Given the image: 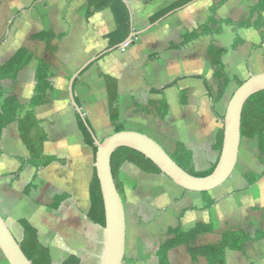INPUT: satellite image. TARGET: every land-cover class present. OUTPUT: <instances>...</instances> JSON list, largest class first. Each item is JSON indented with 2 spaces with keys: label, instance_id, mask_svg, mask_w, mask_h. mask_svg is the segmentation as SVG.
<instances>
[{
  "label": "rangeland",
  "instance_id": "1",
  "mask_svg": "<svg viewBox=\"0 0 264 264\" xmlns=\"http://www.w3.org/2000/svg\"><path fill=\"white\" fill-rule=\"evenodd\" d=\"M78 1L82 2L81 0ZM211 1L202 0L201 5H205V2L208 4ZM45 2L34 0L26 3L28 6L23 2L18 7H15L14 10H20L22 6L25 8L34 7L35 9H31L32 13L30 15V21L34 23L33 21H38L39 14L44 11L43 4ZM7 4L8 2L3 0L0 2L1 7H6ZM85 6L86 3H81L79 11L76 14L74 13L76 16H73V18H84ZM194 9L195 7L190 10L194 11ZM203 12L196 13L188 27L178 26L168 32H160L158 31L159 28H163V26L166 28L165 25H162L164 23L162 21L157 25L158 28L156 27L155 29L153 27L138 37L137 41H146L147 38L154 41L155 37L159 38L157 41L158 47L155 49L147 47L137 51L135 55H129L125 51L133 50V42L121 48V61L118 64L116 63L113 69L117 70V73L121 75L120 85L118 81L121 92V117L119 122L124 125L125 129L145 131L154 137H158L156 130L161 126L160 124L165 122V118L156 115V109L151 107L150 101L156 99L157 96L151 95L149 92V87L161 85L165 82L161 78L158 79L157 76H171L168 78L169 81L174 76L202 74L211 81L215 90L218 89L221 81H218L215 77V68L211 65L207 51L209 44L214 43L229 50L224 56V62L226 65L225 71L231 78V82L227 87L226 94L228 93V97H226V106L224 108L227 107L233 93L238 88L239 81L248 79L252 74L264 72V52L261 50L263 47L260 49L255 48L261 40V32L253 28H241L236 31L233 25H223L224 32L220 35H208L201 41L198 40L197 42L195 40L196 43L193 41L190 45L180 47L179 50H166V47L170 45V41L175 45H181L184 32L192 31L200 25H204L205 21L202 20L206 19V17L204 18L205 14ZM250 14V9L240 11L232 8L220 14V17L239 21L248 18ZM22 16L23 14L21 15V13L20 15H15L13 18L14 26H12L13 23L11 22L10 25L12 27L9 31L0 32V41L2 40L0 43V56H3L0 59V65L20 47H26L34 53L35 58L31 64L20 73V76H28L24 81L25 88L28 91L21 98L18 97L23 103H29L28 99L31 95L33 76L35 75L36 64L39 59H45L51 64V76L54 86V90L48 95L50 103L36 108L35 119L30 118L27 121L29 142L32 144L37 133L45 132L48 134V142L46 141L45 144L48 143V146L52 147L51 151L64 153L68 152L66 147L80 144L86 147L90 156H93L91 147L86 146L83 140L84 137L78 128V116L69 96L70 80L83 63L79 61L80 54L77 44H73L72 40L68 39L69 37L61 40L54 39L49 43L33 39L32 34L36 33L37 30L33 25L31 27L27 24L23 25ZM26 16L24 20H28ZM10 19L11 17L6 22L8 23ZM41 20L44 24L48 19L46 16H42ZM138 27L144 28L146 25H138ZM44 29L49 30L53 29V27L51 23H45ZM152 32H154V36L148 37ZM236 34H239L244 39V44L240 45L236 51H233L231 45ZM103 50H100V48L94 49L86 57L89 59ZM155 50L161 53V59L158 61H152L148 58V54ZM104 63L105 57L93 63L91 67L79 76L75 85L83 112L101 140L115 133V125L109 118L106 80L99 75V73L107 74L104 71L107 69L102 67ZM15 83L8 85V92L11 95L15 92V87H12ZM132 97L142 107L149 106L150 112H145L142 108L136 107ZM177 97L179 99V94ZM26 109L29 108L26 107ZM26 109L21 110L19 115L23 116ZM222 112L225 115L226 111ZM166 147L170 150L173 149V146L170 145H166ZM216 156V152L214 154L209 152L202 153L198 162V170L209 168L216 161ZM263 170L264 162L261 160L256 138L252 136L251 130L248 129L242 140L239 161L233 175L222 186L209 191L208 196L204 195L205 198L211 197L215 199L216 203H219L222 212H224L223 214H226L221 219L217 215L220 212L218 209L213 211V213H211V209L206 211V217H214L215 228L219 233L226 231L232 226H241L253 231L257 228L264 229V178L251 187H248L244 178L246 173L252 171L260 173ZM120 179L126 195L128 250H131V244L137 238H142L145 245V253L142 255L149 251L148 244L152 238L167 239L171 237L167 229L169 226H176L179 220L182 221L181 214L187 209L185 203H195L197 201L196 199L187 200V197L183 195L186 194V191L191 194L203 195V192L185 191L166 175L147 173L130 162H126L122 167ZM60 221L55 219V223L50 222L45 225V232L42 234L44 238L46 239L50 234L56 240L73 239V237L75 240V234L80 229V225L73 224L71 221L68 224ZM16 235L21 238L19 232H16ZM96 240L98 241L96 245L99 243L103 248L105 242L104 231L96 236ZM80 243H82L81 240ZM59 245H64V242L59 243ZM71 250L72 248L63 250L59 246L54 251V257L52 256L53 264H64L67 259L64 256L68 255ZM233 253L235 254V252ZM263 253L264 240L249 245L244 253H238V258L245 257L249 260V264H258L259 257ZM90 259L91 264H97L95 256L92 255ZM147 263L156 264V261L155 259H150ZM0 264H7L3 254H0ZM138 264H146V262L139 259ZM174 264H192L188 258L186 248Z\"/></svg>",
  "mask_w": 264,
  "mask_h": 264
},
{
  "label": "crops",
  "instance_id": "2",
  "mask_svg": "<svg viewBox=\"0 0 264 264\" xmlns=\"http://www.w3.org/2000/svg\"><path fill=\"white\" fill-rule=\"evenodd\" d=\"M1 1L2 0H0V2ZM3 1L8 2V4L6 7L0 6V18H4L0 19V32L4 30H6V32L9 31V29L14 26V16L20 15V13L21 15L23 14L22 24H27L30 27L33 25L37 32L44 30L45 23H51L53 27L52 30L55 31V33H65L66 36L64 38L69 37L68 39L72 40L73 44H77L78 52L80 54L79 61L83 62L82 65L92 57L96 56L94 55L87 59L86 56L90 54V51L99 48L100 50L108 49V35L117 28L114 15L110 7L96 11L93 15L87 17L86 11L88 0H81L82 2H79L78 0H35L37 2H46L43 4L44 11L39 14V20L33 21L34 23L30 21V15L32 13L31 9H35L34 7L25 8L22 6V9L20 8V10H14V8L18 7L20 3L25 2L26 4L34 0ZM125 1L128 3L133 15L134 31H140L153 24L150 21L152 17L156 16V14L163 11L178 0ZM201 1L202 0L192 1L189 5L178 9L168 17L164 18L162 20L164 21L162 25H165L166 28L163 26V28H159L158 31L168 32L178 26L188 27L192 17L200 11H204V18L206 17V19L202 21H205L206 23L211 13V6L219 0H212L208 4L205 2V5H201ZM240 1L241 0H227V2L219 7L217 17L222 18L220 17V14L232 8L235 10L239 9L240 11L249 10L255 2V0ZM81 3H86L84 18H73V16H76V12L79 11ZM193 7H195L194 11L190 10ZM25 16L28 17V20H24ZM42 16H46L48 19L44 24L41 20ZM10 17L11 19L7 23L6 21ZM11 22L13 23L12 26L10 25ZM159 23L154 26L155 29ZM138 25H146V27L140 28ZM140 36L141 34L133 38V50H130L129 52H126L128 51L126 50L125 53L135 55L137 54V51L146 49L147 47L154 49L158 47L157 41L159 38L155 37L154 41L149 40L150 38H147L146 41H137ZM153 36L154 32L149 34L148 37ZM205 37H208V35L202 36L196 41H201ZM174 45L175 44L170 41V45L166 47V50H174ZM261 50L264 52V45ZM101 52L102 51L99 53ZM12 55H10V57ZM103 57H105V63L102 67L107 69L104 71L107 75L116 78L120 85L121 75H119L117 70L115 71L113 67L116 63L118 64L121 61V48L109 52L101 58ZM1 58H3L2 55L0 56V59ZM85 58L86 60H84ZM148 58L152 61H158L161 59V53L160 51L155 50L154 52L148 54ZM8 59H6L3 63H5ZM27 77L28 76H19L16 83L12 86L15 87L14 94L17 97L21 98L22 95L28 91L24 85V81ZM169 77L171 76H157L158 79L161 78L162 80H165V82L161 85H155L152 87L162 88L166 84L173 82L176 78L181 76H174V78L168 81ZM34 87L35 75L33 76V83L30 91L31 95L28 99L29 101L34 94ZM150 88L151 87H149V90ZM182 90L186 91L184 98L181 95ZM178 94L179 99L177 97ZM165 95L169 104V113L165 117V122L160 124L161 126H159L158 130H156L158 137H154L145 131L143 132L156 139L168 152L174 151L177 142H183L188 149L192 150L197 170L198 162L201 158L200 155L202 153L209 152L214 154V152H216L217 159L219 151L214 148V142L219 131H221L224 127L222 119L224 114L222 111H226L227 107H224L226 106V97H228V93L226 94L225 92L222 99L216 104L215 110L217 114L213 111L212 100L201 79H183L179 81L176 87L166 89ZM157 98H159V96H157ZM183 99L185 100V103H183ZM166 145L173 146V149H168ZM51 149L52 147L48 146V143H46L44 147L45 154L55 155L59 160L49 166L41 167L39 169H36L32 165H27L26 168L21 171L19 176L16 177L15 174L21 166L19 157L27 158L30 154L19 132L18 125L14 123L7 127L0 140V213L7 220L14 234L16 235V232L21 234V238L17 237L19 240H22L24 237V230L20 224V220L25 218L38 228L40 240L44 245L50 247L53 257L54 251L60 246V249L63 250H65V248H72L70 253L68 255L66 254L64 257H68L70 254L74 253L79 255L82 264H91L90 258L93 255L95 256L96 263L99 264L103 248L99 243L96 245L98 242L96 240V236L103 233L104 229L100 224L92 222L87 217V213L90 208L89 187L93 178L95 167L94 154L93 156H90L86 147L80 144L66 147L68 152L64 153H56L51 151ZM31 182L34 184V189L31 190L29 195H25V187ZM62 195H67V198L62 201L60 205H57V199ZM183 195L186 196L189 201L190 199L197 200L195 203H185V205H187V209H185V212H182L181 214L182 227H184L183 229L185 231H189L199 224L208 222L214 223V217H206V211H208V209L202 208L205 201H207V198H205L204 195L191 194L187 191L186 194ZM220 208L219 203H215L213 208L210 209L212 210L211 213L218 209L220 212H218L217 215L222 219L226 214H223L224 212H222V209ZM55 219H59L61 220L60 222H64L65 224H68L71 221L73 224L80 225V229L75 234V240L74 237L73 239L56 240L50 234L46 239L44 238V235L42 234L45 232V225L50 222L55 223ZM234 227L238 226H232L230 228ZM222 233L223 232L219 233V231L216 230L214 223L213 231L198 235L194 245L201 246L204 244L219 243ZM80 240L82 243H80ZM62 242H64V245H59V243L61 244ZM143 243L142 238H137L131 244V250L129 251L127 241L125 260L123 264H138L139 259L144 260L146 264H148V261L145 260L148 252L145 255H142L145 253V245ZM74 244L75 246H73ZM185 248L188 253L187 245L178 246L170 251V264L176 263V260L183 253ZM233 252H235V254ZM238 253L242 254V252L232 251L229 249L227 250L228 264H249V260L245 257L238 258ZM188 258L191 263L194 264L189 253ZM259 258L258 264H264V253L261 254ZM196 264H208V262L205 257H200Z\"/></svg>",
  "mask_w": 264,
  "mask_h": 264
},
{
  "label": "trees",
  "instance_id": "3",
  "mask_svg": "<svg viewBox=\"0 0 264 264\" xmlns=\"http://www.w3.org/2000/svg\"><path fill=\"white\" fill-rule=\"evenodd\" d=\"M191 1L193 0H178L174 2L166 9L156 14V16L152 17L150 19L151 23L157 22L169 12L183 7ZM226 1L227 0H219L218 2L214 3L210 8L211 13L207 19V22L192 31L184 32L182 34L181 45H174L173 48L179 49L180 47L188 45L202 36L220 35L224 32L223 25H233L236 31L241 28H253L259 30L261 32V40L255 46V48H262L264 43V0H255L254 4L250 7V16L239 21H236L232 18L217 17V11L219 7L222 6ZM108 7H110L111 11L113 12L117 26V28L108 35V48H111L124 42L130 36L132 32V17L131 9L125 0H88L86 16L90 17L96 11ZM65 36V33H55V31L52 29H44L40 32L34 33L32 38L49 43L54 39L61 40ZM242 44H244V39L239 34H236L231 45V49L236 51ZM207 51L210 56L211 65L215 68V77L218 81H221V85L218 87V89L215 90L211 81L202 74H192L178 77L173 82L166 84L162 88L151 87L149 90L150 94L160 96V98L150 101L151 107L156 109V115L160 116L161 118H165L168 115L169 104L166 99L165 91L171 87H176L179 81L186 78L201 79L203 81L207 93L212 100L213 111L215 114H217L215 106L222 99L225 92L227 91L228 85L231 82V78H229L225 71L226 65L224 62V56L229 50L228 48L213 43L209 45ZM34 58L35 55L30 49L26 47H20L5 63L0 65V140L7 127L16 123L23 141L30 153L29 157L27 158L19 157L21 166L15 174L16 177L19 176L21 171H23L27 165H32L36 169H39L41 167L49 166L55 161L59 160L57 156L47 155L44 152V144L48 140L47 133H37L32 144L29 142V127L27 125V121L30 118L35 119L36 108L50 103L48 95L54 90L51 76V64L45 59L38 60L35 70L34 94L28 104L23 103L16 95H11L8 92V85L18 80L21 71L31 64ZM92 65L93 64H91L89 67ZM99 75L104 77L106 80L109 118L115 125V132L123 131L125 130V127L119 122L121 117V92L119 90L118 80L107 74L104 75L99 73ZM245 81L246 80L239 81L238 87ZM185 94L186 91L182 90L181 95L183 98ZM75 95L78 104L82 106L78 99L77 93H75ZM132 100L136 107L142 108L145 112H150L149 106L142 107L136 102L134 97H132ZM183 103H185L184 99ZM26 107L29 109H26ZM24 109H26L24 115L20 116V111ZM76 114L78 116V128L84 137V142L92 148L95 162L97 145L80 115L77 112ZM224 116L222 119H224ZM248 122H250V124H248ZM248 129L251 130L252 136L256 138L257 148L259 150L261 160L264 162V91L251 97L244 108L242 120V139L244 138L245 132ZM223 137L224 128L219 131L214 142V148L219 151V155L216 161L205 170L200 171L196 169L193 152L192 150L188 149L183 142H177L174 151L168 153L182 168H184L189 173L196 176H208L214 171L218 163L220 151L223 145ZM126 162L133 163L143 171L150 174H163L162 171L142 153L130 148L118 149L112 156L111 167L117 188L125 204L126 195L124 192L123 183L120 179V171ZM244 178L248 184V187H251L264 178V170L260 173L254 171L246 173ZM33 189L34 184L31 182L25 187L24 194L29 195ZM208 193L209 192H203V195L208 196ZM66 198L67 195H62L59 197L57 199V205H60V203ZM89 199L90 208L87 213L88 219L94 223L100 224L101 226H105L106 220L104 201L100 182L97 177L96 167H94L93 178L89 187ZM215 203V199L208 197L202 208L210 209L215 205ZM20 224L24 230V237L20 241V245L27 257L32 261L33 264H53L51 249L41 242L38 228L25 218L20 220ZM213 228L214 223L208 222L199 224L189 231H185L182 227L181 221L179 220L176 226H169L167 229L171 237L167 238L166 240H161L158 238H152L150 240L148 244L149 251L145 260L149 261L150 259H155L156 264H170V251L178 246L187 245L188 253L194 264L198 262L200 257H205L208 264H228V249L244 253L249 245L264 240V229L262 228H257L253 231L243 227H234L227 229L222 233L219 243L204 244L201 246L194 245L198 235L212 232ZM0 254H3L1 250ZM7 264H9L8 261ZM64 264L82 263L79 255L73 253L67 257Z\"/></svg>",
  "mask_w": 264,
  "mask_h": 264
},
{
  "label": "water",
  "instance_id": "4",
  "mask_svg": "<svg viewBox=\"0 0 264 264\" xmlns=\"http://www.w3.org/2000/svg\"><path fill=\"white\" fill-rule=\"evenodd\" d=\"M178 9L169 12L157 22L140 31H134L133 15L131 13L132 32L130 36L124 42L89 59L74 73L69 83V96L72 105L97 145L95 167L103 196L106 220L103 227L105 242L100 264H123L127 246L126 208L112 173L111 161L113 154L120 148L136 150L150 159L164 175L183 189L200 193L212 191L222 186L233 175L239 161L243 140L242 120L244 108L251 97L264 91V72L252 74L235 90L227 105L223 119L224 137L220 157L214 171L208 176H196L186 171L156 139L146 133L125 129L115 132L103 140L99 139L82 107L76 100V79L102 56L129 44L135 36L151 29ZM20 241L11 230L7 220L0 213V250L6 260L9 264H33L23 251Z\"/></svg>",
  "mask_w": 264,
  "mask_h": 264
},
{
  "label": "flooded vegetation",
  "instance_id": "5",
  "mask_svg": "<svg viewBox=\"0 0 264 264\" xmlns=\"http://www.w3.org/2000/svg\"><path fill=\"white\" fill-rule=\"evenodd\" d=\"M125 208H126V204H125Z\"/></svg>",
  "mask_w": 264,
  "mask_h": 264
}]
</instances>
